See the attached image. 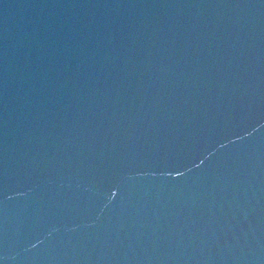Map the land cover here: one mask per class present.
<instances>
[{"label":"water","instance_id":"obj_1","mask_svg":"<svg viewBox=\"0 0 264 264\" xmlns=\"http://www.w3.org/2000/svg\"><path fill=\"white\" fill-rule=\"evenodd\" d=\"M0 264H264V0H0Z\"/></svg>","mask_w":264,"mask_h":264}]
</instances>
